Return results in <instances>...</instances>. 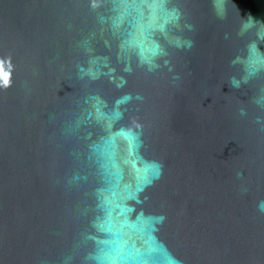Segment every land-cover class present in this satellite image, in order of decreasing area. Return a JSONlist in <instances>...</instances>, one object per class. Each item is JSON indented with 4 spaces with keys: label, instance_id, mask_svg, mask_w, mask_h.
Masks as SVG:
<instances>
[{
    "label": "water",
    "instance_id": "1",
    "mask_svg": "<svg viewBox=\"0 0 264 264\" xmlns=\"http://www.w3.org/2000/svg\"><path fill=\"white\" fill-rule=\"evenodd\" d=\"M149 3L0 0V264H264V0H170L179 48Z\"/></svg>",
    "mask_w": 264,
    "mask_h": 264
},
{
    "label": "clouds",
    "instance_id": "2",
    "mask_svg": "<svg viewBox=\"0 0 264 264\" xmlns=\"http://www.w3.org/2000/svg\"><path fill=\"white\" fill-rule=\"evenodd\" d=\"M225 2L226 0H213V7L214 9H216L217 15L221 17H223L224 15ZM169 3L170 0H151V3L147 5L150 12L152 13V19L154 21L151 30L152 32H159L163 34L165 40H167L169 44H172L177 48L181 47L182 45L191 47L190 40H182L180 36L169 37L168 35L169 26L178 29L180 27V21L183 15L179 8L169 7ZM92 6L96 7V4L94 3ZM185 27H188L190 29L191 25L186 24ZM254 28L256 29L255 38L264 39V21L257 20L251 14H248L247 18L241 22L240 33L244 34L245 32L252 30ZM130 47L138 49L136 51L138 62L141 65H147L149 71L158 67V65L155 63V59L157 57L167 55L164 48H162L161 45L150 35L146 36L145 41L139 44H133L132 42H128L127 44L121 43L119 45V48L121 49L122 52H125L126 48H130ZM90 63H94V61H90ZM164 64L167 65L168 61L165 60ZM104 67L108 68V71L107 73H103V74L108 75L110 80L113 79L114 77L112 74L115 72V69L108 67L107 64H105ZM124 70L130 72L131 68L126 66ZM169 70L171 71V69ZM79 71L89 76L92 79H96L98 75L101 74L98 71H94L92 68L84 69L83 67H81ZM176 78L178 77H174V79ZM245 82H246V78H245ZM123 83H125V81L121 77L120 83H118L116 87L118 88L121 87ZM232 84L233 86H239V82L236 81L234 78L232 80ZM129 99H131V97L125 95L124 97L117 99L115 101L117 107L113 110L111 116L108 117L109 121L120 118L121 112L118 110V106ZM137 99H140V97L137 96ZM96 113L98 117L103 115L100 112L98 106L96 107ZM241 114H243V110H241ZM111 126H112L111 122H109L108 127L111 128ZM135 128L140 129L141 125L137 123L135 124ZM115 134L125 138L129 142L130 151L132 150L133 147H135L134 142L138 140V136H139V132L134 131L132 128L120 129L119 132ZM160 168L161 165L156 162L147 163L143 169V172L145 173V179L147 178V175L149 173H151V175L158 178L160 173ZM257 207L260 212H264V200L260 201Z\"/></svg>",
    "mask_w": 264,
    "mask_h": 264
},
{
    "label": "snow or ice",
    "instance_id": "3",
    "mask_svg": "<svg viewBox=\"0 0 264 264\" xmlns=\"http://www.w3.org/2000/svg\"><path fill=\"white\" fill-rule=\"evenodd\" d=\"M99 227L101 228V230H104V225H99Z\"/></svg>",
    "mask_w": 264,
    "mask_h": 264
}]
</instances>
